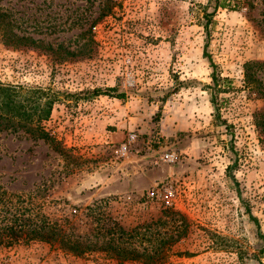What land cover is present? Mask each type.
Instances as JSON below:
<instances>
[{"label":"rangeland","instance_id":"374dc122","mask_svg":"<svg viewBox=\"0 0 264 264\" xmlns=\"http://www.w3.org/2000/svg\"><path fill=\"white\" fill-rule=\"evenodd\" d=\"M114 3L91 28L97 45L88 58L52 65L45 54L0 45V82L57 92L45 126L74 156L64 158L22 130L0 128V186L25 194L39 188L58 209L146 195L139 221L155 222L166 205L190 227L161 264H264V142L252 117L264 101L242 81L243 62H264V0ZM100 5L36 0L28 17L60 26L33 36L79 56L87 36L80 33ZM207 57L221 91L212 87ZM92 88L107 94L70 95ZM116 91L123 97H114ZM128 134L135 136L121 153ZM166 233L175 237L171 226ZM42 250L19 249L0 260L109 264ZM184 251L190 253L176 254Z\"/></svg>","mask_w":264,"mask_h":264},{"label":"trees","instance_id":"16d2710c","mask_svg":"<svg viewBox=\"0 0 264 264\" xmlns=\"http://www.w3.org/2000/svg\"><path fill=\"white\" fill-rule=\"evenodd\" d=\"M34 1L36 0H0V45L11 50L45 54L52 65L88 58L97 45L91 33L95 20L113 12L112 7L115 5L114 0H97L101 4L97 16L81 31L80 34L84 36L87 33V36L77 52L79 56H76L61 42L33 36L43 30L54 33L60 26L51 21L42 25L36 17H28L27 10H31L28 4H34ZM33 9V12L40 10L39 6ZM82 22L73 21L78 26ZM207 59L212 67V87L219 91L218 80L221 78L215 74L209 57ZM242 75L248 94L264 101V62H243ZM106 91L92 88L70 95L86 98L107 94ZM56 94V91L45 86L0 82V128L22 130L32 138L41 139L58 155L74 158L70 150L64 148L45 126ZM113 96L122 98L123 92L116 91ZM210 102L215 109V101L211 99ZM252 117L258 137L264 142V105ZM46 199L39 188L25 194L10 192L0 186V254H17L22 249L26 254L33 250L42 255L46 254L42 248L47 246L54 254L64 257L91 261L100 258L108 260L109 264H161L172 245L183 238L190 228L183 215L166 205H161L160 216L155 222L152 217L139 221V204L150 199L146 195L144 198L129 199L120 196L102 197L81 209L75 206L61 207L65 212L55 207V200ZM155 224L162 227V231L155 230ZM167 226L172 227L175 237L167 236ZM261 252L264 253V250ZM183 253L190 252L176 254ZM0 264L9 262L0 260Z\"/></svg>","mask_w":264,"mask_h":264},{"label":"built area","instance_id":"2783aa9c","mask_svg":"<svg viewBox=\"0 0 264 264\" xmlns=\"http://www.w3.org/2000/svg\"><path fill=\"white\" fill-rule=\"evenodd\" d=\"M134 136V134H128L126 140L122 144H120L118 151L124 153L127 149V146H129L130 142L133 140ZM166 158L171 160L170 155H166Z\"/></svg>","mask_w":264,"mask_h":264}]
</instances>
